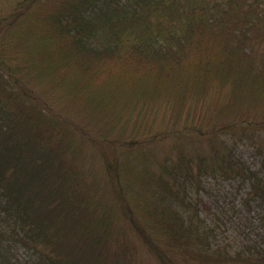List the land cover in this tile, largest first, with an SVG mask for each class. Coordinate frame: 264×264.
<instances>
[{"label": "trees", "instance_id": "1", "mask_svg": "<svg viewBox=\"0 0 264 264\" xmlns=\"http://www.w3.org/2000/svg\"><path fill=\"white\" fill-rule=\"evenodd\" d=\"M263 174L264 0H0V264H264L188 197Z\"/></svg>", "mask_w": 264, "mask_h": 264}, {"label": "rangeland", "instance_id": "2", "mask_svg": "<svg viewBox=\"0 0 264 264\" xmlns=\"http://www.w3.org/2000/svg\"><path fill=\"white\" fill-rule=\"evenodd\" d=\"M209 55L214 56V51H209ZM121 64L114 65L119 70ZM126 78V77H125ZM123 81L128 79H119L115 75L109 76L103 83L111 87L115 86L117 92L124 89ZM153 85V84H152ZM232 143L230 140H228ZM235 154L244 160L252 168L258 166V158L256 156L253 142L249 139L242 138L234 144ZM264 178V174H263ZM236 178H213L206 176L203 178V187L196 190H189L188 197L196 200L199 208V216L205 224L212 226L213 243H227L231 248H237L240 240L246 236L261 240L264 238V227L260 225L258 211L248 210L243 206L242 198L248 189V183L242 182L238 184ZM124 200L134 206L140 213H144L146 207L145 201L139 194L137 185H130L124 190ZM253 207V206H252ZM20 252V250H18ZM150 256V255H149ZM152 258V256H150Z\"/></svg>", "mask_w": 264, "mask_h": 264}]
</instances>
